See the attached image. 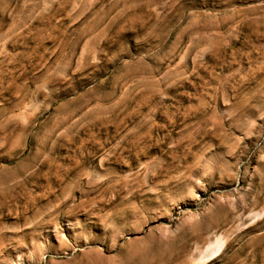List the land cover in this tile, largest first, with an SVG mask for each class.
Segmentation results:
<instances>
[{
    "label": "rangeland",
    "instance_id": "obj_1",
    "mask_svg": "<svg viewBox=\"0 0 264 264\" xmlns=\"http://www.w3.org/2000/svg\"><path fill=\"white\" fill-rule=\"evenodd\" d=\"M0 264H264V0H0Z\"/></svg>",
    "mask_w": 264,
    "mask_h": 264
}]
</instances>
